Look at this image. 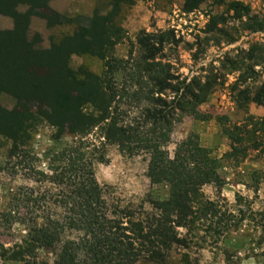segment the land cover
Wrapping results in <instances>:
<instances>
[{"label": "trees", "instance_id": "1", "mask_svg": "<svg viewBox=\"0 0 264 264\" xmlns=\"http://www.w3.org/2000/svg\"><path fill=\"white\" fill-rule=\"evenodd\" d=\"M124 2L133 4V0H112L107 14L100 15L95 9L86 20L88 26L78 25L70 36L43 50L28 40L29 18L44 19L48 28L72 25L74 18L53 12L48 0H0V15L14 21L12 30L0 31V93L16 99L12 112L0 107V137L10 141L6 163L12 165L14 175V169L20 168L27 180L49 183L56 189L40 192L19 186L11 192L7 208L0 212V228L10 230L19 224L26 236L21 244L7 249L0 244L2 264H48L39 262L40 253L53 257L51 264H136L141 259L168 264L167 254L173 246H189L187 236L179 238L177 229L217 217L216 206L203 198L201 188L221 184L216 174L219 160L210 158L190 137L176 144L172 158L166 150L179 118L202 116L199 107L206 102L209 84L173 75L163 52L181 40L170 29L150 34L140 31L136 51L133 47L128 59L115 58L114 48L125 32L114 19ZM198 4L199 0H184L183 11L191 12ZM19 6L28 9L20 14ZM84 54L102 62L100 75L84 68L77 73L70 69V57ZM255 96L264 109V87ZM128 108L139 111L131 121ZM40 119L56 130L54 147L45 155L46 172L38 169L39 159L29 151V130ZM94 130L120 154L147 157L150 184L169 190L165 200H149L154 212L132 213L105 198L106 189L93 174L86 140ZM228 131L222 127L224 135H230ZM233 131L231 153L235 158L249 150L264 155L257 140L264 134V117L251 132L239 127ZM64 135L74 137L73 142H64ZM52 207L58 211H51ZM182 257L187 258L186 254Z\"/></svg>", "mask_w": 264, "mask_h": 264}, {"label": "rangeland", "instance_id": "2", "mask_svg": "<svg viewBox=\"0 0 264 264\" xmlns=\"http://www.w3.org/2000/svg\"><path fill=\"white\" fill-rule=\"evenodd\" d=\"M144 1L152 12L149 26L159 21V15L162 26L143 31L150 34L170 29L181 40L178 46H167L163 52L173 75L179 80L185 78L188 82L198 78L201 84H209L206 102L199 107L202 116L179 118L173 126L166 146L168 156L172 158L176 144L190 137L209 152L210 158L219 160L216 174L221 179L220 185L208 184L201 188L203 198L216 206L217 217L195 220L190 228L177 229L179 238L187 236L189 246H173L167 254V263L264 264V226H261L264 225V155L249 150L239 159L231 153L234 127L251 132L258 119L264 117L263 107L254 100L256 92L264 87V0H199L197 8L191 12L183 11L184 0ZM93 6L100 15H105L111 10L112 0H75L72 8L77 12H70V17L73 14L76 23L57 26L42 36L30 33L29 41L37 48L49 49L51 42L58 44L63 36L76 31L78 25L88 26L87 14ZM118 7L114 22L121 27L131 5L124 2ZM139 33H125L112 55L128 59V52L135 47ZM69 67L75 73L79 68L96 75L102 72V62L86 54L72 55ZM117 80L120 81L119 77ZM15 105L14 97L0 93L3 110L12 112ZM128 109L131 121L139 111ZM217 117L222 120L219 122ZM42 119L35 121V126L29 130V151L39 159L38 169L46 172L45 155L54 147L56 130ZM222 127L229 130L230 135H224ZM63 140L72 143L74 137L64 135ZM86 140L90 143L94 177L105 187L104 196L108 201L144 216L154 212L149 200L161 202L167 198V186L150 184L146 176V156L120 154L115 146L106 144L96 130ZM257 140L264 148V134ZM9 149L10 141L0 137V212L5 211L11 192L19 186L56 192L55 186L49 183L35 184L27 180V173L20 168L14 169L17 172L14 175L10 170L12 165L6 163ZM51 211L58 209L52 207ZM226 223L228 227L224 229ZM25 236L26 229L19 224L12 225L10 230L0 228V244L5 249L21 244ZM183 254L187 258H183ZM38 260L51 264L53 257L40 253ZM136 264L154 263L141 259Z\"/></svg>", "mask_w": 264, "mask_h": 264}, {"label": "crops", "instance_id": "3", "mask_svg": "<svg viewBox=\"0 0 264 264\" xmlns=\"http://www.w3.org/2000/svg\"><path fill=\"white\" fill-rule=\"evenodd\" d=\"M74 1L75 0H48V6L53 12L59 15L66 16L69 18H74L73 14H72L73 16L71 15L70 17V12L71 13L77 12V10L72 8ZM145 3L147 2H145L144 0H133L131 9L128 11V14L125 20L120 25L126 34L135 35L136 33L143 31V30H150V29H154L155 27L161 28L162 25L160 23H162V21H160V19L162 18V16L160 15H159V21L153 27L149 26L152 12L145 5ZM21 8L23 12H20ZM27 9H28L27 6H19L17 8V11L18 13L24 14L27 11ZM95 9L96 8L94 6L91 8L90 14H87V19H90L93 16ZM0 17H1L0 22L3 21L0 25V31L12 30L13 25H14L13 19L11 17L4 16V15H0ZM153 18H156L155 15L153 16ZM54 29L55 27L48 28L47 22L44 19L39 18L37 16H31L29 18V26H28L27 35L31 33L37 36H42L43 33L49 32ZM28 40H29V36H28ZM35 48L37 47L35 46ZM37 49H43V48L41 47ZM43 50H46V49H43Z\"/></svg>", "mask_w": 264, "mask_h": 264}]
</instances>
